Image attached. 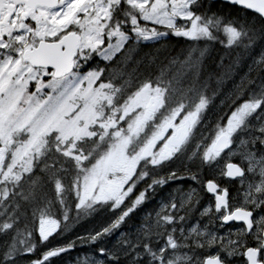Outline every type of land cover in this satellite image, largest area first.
I'll use <instances>...</instances> for the list:
<instances>
[{
    "label": "snow or ice",
    "instance_id": "1",
    "mask_svg": "<svg viewBox=\"0 0 264 264\" xmlns=\"http://www.w3.org/2000/svg\"><path fill=\"white\" fill-rule=\"evenodd\" d=\"M0 264H264V0H0Z\"/></svg>",
    "mask_w": 264,
    "mask_h": 264
},
{
    "label": "rangeland",
    "instance_id": "2",
    "mask_svg": "<svg viewBox=\"0 0 264 264\" xmlns=\"http://www.w3.org/2000/svg\"><path fill=\"white\" fill-rule=\"evenodd\" d=\"M231 87V84L228 83L224 86V91L227 92L228 89H230ZM217 104H219V100H217L216 102ZM153 207V204L151 202H149L147 205L144 206V211H148L150 210L151 208ZM140 215H143V212L140 213ZM79 231H82V229H80ZM89 251L88 249H84L83 252H87ZM83 252L81 250H76V251H73L71 253V258H75L77 255H82ZM65 259H68V257H66Z\"/></svg>",
    "mask_w": 264,
    "mask_h": 264
},
{
    "label": "trees",
    "instance_id": "3",
    "mask_svg": "<svg viewBox=\"0 0 264 264\" xmlns=\"http://www.w3.org/2000/svg\"><path fill=\"white\" fill-rule=\"evenodd\" d=\"M216 56V54L215 53H213V57H215ZM209 63H211V61H209ZM80 230V227L79 226H77V228H76V231H79ZM78 250H80V249H77V251Z\"/></svg>",
    "mask_w": 264,
    "mask_h": 264
},
{
    "label": "flooded vegetation",
    "instance_id": "4",
    "mask_svg": "<svg viewBox=\"0 0 264 264\" xmlns=\"http://www.w3.org/2000/svg\"><path fill=\"white\" fill-rule=\"evenodd\" d=\"M235 190H236V186H232L233 193H235Z\"/></svg>",
    "mask_w": 264,
    "mask_h": 264
}]
</instances>
